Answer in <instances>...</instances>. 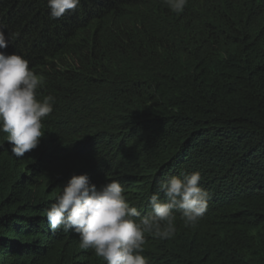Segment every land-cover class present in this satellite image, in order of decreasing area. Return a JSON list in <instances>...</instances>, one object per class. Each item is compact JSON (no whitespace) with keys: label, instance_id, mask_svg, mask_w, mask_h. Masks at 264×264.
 <instances>
[{"label":"trees","instance_id":"16d2710c","mask_svg":"<svg viewBox=\"0 0 264 264\" xmlns=\"http://www.w3.org/2000/svg\"><path fill=\"white\" fill-rule=\"evenodd\" d=\"M0 0L5 54L52 95L39 146L0 133V264H106L46 210L72 175L118 181L141 216L158 182L193 172L209 193L195 226L146 234L148 264H264V0ZM160 199L164 200L163 193Z\"/></svg>","mask_w":264,"mask_h":264},{"label":"clouds","instance_id":"9594fccd","mask_svg":"<svg viewBox=\"0 0 264 264\" xmlns=\"http://www.w3.org/2000/svg\"><path fill=\"white\" fill-rule=\"evenodd\" d=\"M163 3L179 15L188 0ZM79 4L80 0H47L49 16L59 20L76 11ZM9 42L10 36L6 37L0 28V49H6ZM43 83L21 55L0 51V133L5 134L17 158L36 149L45 135L43 121L52 113L55 98L48 95L38 99ZM201 179L199 172H193L158 182L157 193L149 198L151 212L141 216L118 181L111 180L98 189L87 174L72 175L45 216L53 233L75 232L80 248L93 250L106 264H148L142 255L146 234L172 239L177 212L185 226H195L203 218L209 193L201 186Z\"/></svg>","mask_w":264,"mask_h":264}]
</instances>
